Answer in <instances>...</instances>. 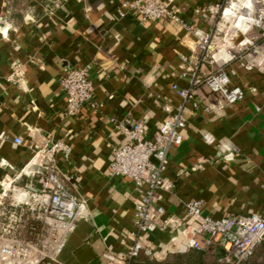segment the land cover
<instances>
[{
	"label": "crops",
	"instance_id": "1",
	"mask_svg": "<svg viewBox=\"0 0 264 264\" xmlns=\"http://www.w3.org/2000/svg\"><path fill=\"white\" fill-rule=\"evenodd\" d=\"M123 0H0V182L20 180L40 196L33 174L51 145L70 147L69 160L57 155L53 173L68 190L86 200L89 219L79 222L65 241L63 264H125L122 254L135 229L133 181L109 173L113 149L125 141L121 125L147 123V139L182 107L185 140L169 154L165 187L157 205L169 217L186 215L185 200L201 202L203 215L264 216V44L258 29L232 35L248 45L237 61V46L214 35L222 26L226 0H170L180 20L140 22L121 16ZM168 2L169 0H158ZM225 14V13H224ZM213 36L214 65L201 75L223 69L245 97L228 104L207 85L184 102L173 86L184 89L181 55L196 57L202 36ZM261 44V62L255 45ZM254 59V61H252ZM90 67L98 107L81 115L65 114L61 79L71 67ZM11 75H14L11 79ZM253 89H255L253 91ZM198 103V106H194ZM20 138L21 144L14 140ZM2 188L0 186V194ZM0 207V216L5 213ZM2 217H0V222ZM188 222L196 224L193 218ZM151 255L131 264H224L227 254L215 246L191 250L171 227L143 236ZM242 264H264V241Z\"/></svg>",
	"mask_w": 264,
	"mask_h": 264
},
{
	"label": "built area",
	"instance_id": "2",
	"mask_svg": "<svg viewBox=\"0 0 264 264\" xmlns=\"http://www.w3.org/2000/svg\"><path fill=\"white\" fill-rule=\"evenodd\" d=\"M227 2L228 0L225 1L224 6ZM169 5L170 0L168 2L123 0V11L120 14L121 16L135 14L140 22L166 18L179 21L180 17ZM224 6L221 11L223 14L226 10H223ZM261 20H264V11ZM261 34L264 44V26H262ZM215 35H218V29L215 30L213 36ZM213 36L206 35L200 38L199 54L195 58L180 56L181 77L188 79L189 86L181 89L175 84L173 88L184 102L193 101L197 88L201 85H207L211 92L219 94L228 104H235L245 97L244 89L239 85H233L223 69L207 75L199 73L204 65L215 63L212 52ZM261 46V44L255 45L253 49L254 59L258 63L261 62V57L263 58ZM248 50V48H239V51L232 54V58L240 61L246 56ZM89 71V66L71 67L62 77L61 86L66 94V116L76 117L86 108L98 107L95 87ZM13 76L11 75V79ZM194 106L197 107L198 103H194ZM186 124L183 109L179 107L160 125L153 139L146 138L147 123L145 121H134L129 126L121 125L125 141L113 149L109 173L133 181L137 193L134 198L135 229L129 233L130 242L122 254L125 264H131L141 254H152V250L144 243V235L173 226L183 235L189 249L205 252L215 246L224 249L227 254V261L224 264L244 263L264 241V216L258 213L227 214L221 218H213L202 214L200 201L185 200L183 204L186 215L174 219L167 215L163 206L156 204L158 192L165 187L164 175L169 163L168 154L184 142L183 131ZM14 141L18 144L22 143L20 138ZM60 153L63 160L68 161L70 147L63 142L51 145L44 153L38 155L39 168L33 171L41 185L39 212L51 220L49 224L53 231L51 241L53 251L50 254L39 251L23 238L17 244L1 246L0 264H63L59 254L68 235L76 230L80 221L89 219L86 200L71 193L65 182L52 171L57 162V155ZM15 180L17 179H5L0 182L2 188L0 198L6 196V191ZM188 218H193L196 224L189 223ZM29 248L36 249L38 253L32 255Z\"/></svg>",
	"mask_w": 264,
	"mask_h": 264
},
{
	"label": "rangeland",
	"instance_id": "3",
	"mask_svg": "<svg viewBox=\"0 0 264 264\" xmlns=\"http://www.w3.org/2000/svg\"><path fill=\"white\" fill-rule=\"evenodd\" d=\"M226 9V10H225ZM225 14L221 13L222 26L218 30V36L224 38L226 44L231 46L234 42L232 35L241 34L248 37L258 29L262 31L264 20H261L264 11V0H228L225 4ZM252 39H250V42ZM249 41H244L248 44ZM237 46L247 49V45ZM21 180V179H20ZM20 180H15L6 191V196L0 198V207L5 213L0 222V250L2 245L17 244L25 238L27 243L33 245L39 251L50 254L53 251L51 243L53 237L52 227L49 217H44L39 212V196L33 195L28 189L18 184ZM25 224V226H24ZM6 229V230H5ZM15 242V243H14ZM32 255L38 252L29 248Z\"/></svg>",
	"mask_w": 264,
	"mask_h": 264
},
{
	"label": "bare ground",
	"instance_id": "4",
	"mask_svg": "<svg viewBox=\"0 0 264 264\" xmlns=\"http://www.w3.org/2000/svg\"><path fill=\"white\" fill-rule=\"evenodd\" d=\"M253 2L255 1V0H252Z\"/></svg>",
	"mask_w": 264,
	"mask_h": 264
},
{
	"label": "trees",
	"instance_id": "5",
	"mask_svg": "<svg viewBox=\"0 0 264 264\" xmlns=\"http://www.w3.org/2000/svg\"><path fill=\"white\" fill-rule=\"evenodd\" d=\"M191 250H195V249H191Z\"/></svg>",
	"mask_w": 264,
	"mask_h": 264
}]
</instances>
